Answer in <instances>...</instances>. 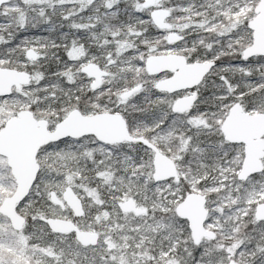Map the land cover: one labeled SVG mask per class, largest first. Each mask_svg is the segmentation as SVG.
I'll return each mask as SVG.
<instances>
[{"label": "snow or ice", "instance_id": "1", "mask_svg": "<svg viewBox=\"0 0 264 264\" xmlns=\"http://www.w3.org/2000/svg\"><path fill=\"white\" fill-rule=\"evenodd\" d=\"M0 264H264V0H0Z\"/></svg>", "mask_w": 264, "mask_h": 264}]
</instances>
